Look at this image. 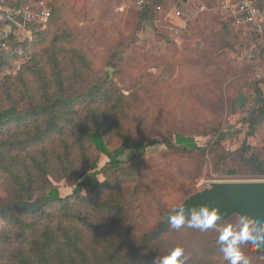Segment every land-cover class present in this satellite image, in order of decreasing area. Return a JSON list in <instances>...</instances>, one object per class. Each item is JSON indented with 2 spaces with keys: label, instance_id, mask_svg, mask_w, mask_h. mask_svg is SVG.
Returning a JSON list of instances; mask_svg holds the SVG:
<instances>
[{
  "label": "trees",
  "instance_id": "16d2710c",
  "mask_svg": "<svg viewBox=\"0 0 264 264\" xmlns=\"http://www.w3.org/2000/svg\"><path fill=\"white\" fill-rule=\"evenodd\" d=\"M256 2L264 6V0ZM157 5L165 4L154 0L139 7L137 25L153 21L154 12L164 17ZM232 21L199 30L200 46L212 53L232 48L236 41L244 43L242 26ZM41 25L26 24L29 37L23 42L17 34L0 40L6 50L13 46L0 54V187L8 204L42 194L35 210L0 212V264H153L175 246L184 249L186 264H226L217 231L184 227L175 232L165 218L148 225L153 191L176 176L145 149L159 141L175 156H207L216 172L264 178V156L249 141L264 130V80L252 83L238 76L226 83L230 97L242 92L246 100L252 95L238 130L213 125L201 134L210 138L200 145L167 123L159 140L147 138L139 126L154 102L141 92V77L109 79L95 63L97 55L95 60L90 56V36L72 29L59 5H52ZM17 44L23 47L21 55L14 50ZM230 61L234 69L249 63L258 66L264 63V50L242 62ZM242 133L237 148L225 149L227 137L235 141ZM128 149L129 157L121 159ZM101 154L107 162L97 168ZM98 175L103 179L96 180ZM70 176L79 182L60 195L57 184ZM94 182L82 192L83 185ZM236 220L232 216L218 225ZM245 245L241 248L250 264H264V254Z\"/></svg>",
  "mask_w": 264,
  "mask_h": 264
},
{
  "label": "rangeland",
  "instance_id": "374dc122",
  "mask_svg": "<svg viewBox=\"0 0 264 264\" xmlns=\"http://www.w3.org/2000/svg\"><path fill=\"white\" fill-rule=\"evenodd\" d=\"M23 1L29 3L36 0ZM43 1L49 9L52 5H59L72 29L90 36L93 43L90 44V56L95 60L94 56L97 55L95 63L102 71L109 74L108 68H111L109 79L113 78L115 82H119V77L124 79L141 77L139 81L141 92L150 96L154 102L147 107L145 121L139 126L142 136L159 140L163 126L171 123L179 132L194 138V141L201 145L210 138L201 134L213 125L221 124L223 130H238L242 126L240 120L244 113L243 109L247 102L252 101V95L248 94L246 100L243 95V107L237 108L235 102L238 95L230 97L226 83L238 76L246 77L252 83L258 80L261 83L264 80V63L258 66L252 63L243 64L239 69H234L228 65V62L233 64L230 61L233 59L242 62L264 50V38H260L252 30L244 26L239 27L242 29L244 43L236 41L232 48L208 53V49L205 50L203 45H196L198 38L193 34L204 30L208 25L217 26L223 20L218 22L217 19H212L204 26V20L197 16L190 18L187 15L190 32L186 35L188 36L186 39L177 43L171 39L169 25L160 13H153V21L145 20L137 25L136 13L140 8L131 0ZM161 1L165 4L162 6L163 9H168L171 5L179 8L181 2V0ZM145 2L154 4V0H145ZM16 31L18 42L28 39L29 32L24 26L16 28ZM251 39L255 41L254 44L250 43ZM14 47V50L21 55L23 47L18 44ZM12 48L13 46H9L6 50L7 45L0 47V54ZM100 56L104 59L98 60ZM21 60L20 58L15 61L13 70L19 67ZM144 83L147 86H141ZM261 87L264 90V83ZM7 106V103L3 104L4 108ZM168 138L172 142L173 137L168 136ZM242 139H244L243 133L239 134L235 141L227 137L224 143L225 149L237 148ZM249 141L256 145L257 150L264 156V130H261L255 138H249ZM131 152V149L126 150L120 158L126 160ZM145 153L154 155L158 163L166 165V168L176 176L174 182L168 183L163 189L156 188L153 191L151 202L153 214L148 223L150 227L162 222L173 205L181 203L189 194L207 187L212 182L264 180V178L248 179L216 172L214 163L207 156L203 157L199 154L175 156L159 141L147 147ZM105 162L107 157L101 154L97 168H101ZM97 178L96 180L103 179L101 175ZM78 182L74 176L59 182L57 187L60 195L70 193ZM95 184L94 182L83 185L82 192L85 193ZM41 196L42 194H36L32 199ZM7 205L9 204L6 195L0 187V212ZM168 228L178 232L170 225ZM249 246L250 244H246L245 248Z\"/></svg>",
  "mask_w": 264,
  "mask_h": 264
},
{
  "label": "clouds",
  "instance_id": "9594fccd",
  "mask_svg": "<svg viewBox=\"0 0 264 264\" xmlns=\"http://www.w3.org/2000/svg\"><path fill=\"white\" fill-rule=\"evenodd\" d=\"M167 219L170 227L175 230L187 227L201 232L210 229L217 231V244L226 264H250L241 245L264 247V221H254L245 214H240L235 223L218 225V221H223L218 209L203 204L188 206L182 202L172 206ZM186 262L184 249L175 246L167 254L155 258L153 264H186Z\"/></svg>",
  "mask_w": 264,
  "mask_h": 264
},
{
  "label": "built area",
  "instance_id": "2783aa9c",
  "mask_svg": "<svg viewBox=\"0 0 264 264\" xmlns=\"http://www.w3.org/2000/svg\"><path fill=\"white\" fill-rule=\"evenodd\" d=\"M135 5H146L145 0H131ZM156 9L164 14L163 20L169 25L171 38L177 42L184 40L190 32L189 18L178 8L171 6L163 9L157 5ZM199 6V10H204ZM223 17L233 20L236 26H244L252 30L260 38H264V6L257 4L256 0H224L221 4ZM50 16V9L43 0L24 2L23 0H0V40L9 34H16V28L28 23L38 22L42 26ZM5 47V41H0Z\"/></svg>",
  "mask_w": 264,
  "mask_h": 264
},
{
  "label": "water",
  "instance_id": "95a60500",
  "mask_svg": "<svg viewBox=\"0 0 264 264\" xmlns=\"http://www.w3.org/2000/svg\"><path fill=\"white\" fill-rule=\"evenodd\" d=\"M108 70L111 76V68ZM243 101L241 92L235 106L243 107ZM182 202L188 206L203 204L216 208L221 213L222 222L240 214H245L254 221H264V180L212 182L207 187L189 194ZM39 205L38 198L25 199L7 205L4 211L9 209L35 210ZM168 215L169 213L165 216L167 224H169ZM254 250L264 254V247H254Z\"/></svg>",
  "mask_w": 264,
  "mask_h": 264
},
{
  "label": "crops",
  "instance_id": "0c3cea01",
  "mask_svg": "<svg viewBox=\"0 0 264 264\" xmlns=\"http://www.w3.org/2000/svg\"><path fill=\"white\" fill-rule=\"evenodd\" d=\"M223 1L224 0H181L178 9L183 14L189 15L190 18L197 16L198 18L204 20V26H206L207 23L210 22L212 19H218L217 18V17H219L218 14H221V19H220V17H219V19L223 20V22L229 20V19H226L223 17V11L221 10V4ZM211 3H214V5H210ZM199 6H204L205 9L199 10ZM197 33H198V31L194 32L193 36L198 37ZM171 39L174 42H177L173 38H171ZM196 45L199 46V43L197 42Z\"/></svg>",
  "mask_w": 264,
  "mask_h": 264
}]
</instances>
